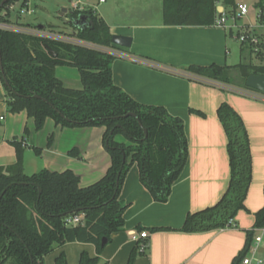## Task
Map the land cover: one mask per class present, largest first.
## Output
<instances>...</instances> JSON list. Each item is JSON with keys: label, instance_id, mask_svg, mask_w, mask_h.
I'll use <instances>...</instances> for the list:
<instances>
[{"label": "trees", "instance_id": "trees-1", "mask_svg": "<svg viewBox=\"0 0 264 264\" xmlns=\"http://www.w3.org/2000/svg\"><path fill=\"white\" fill-rule=\"evenodd\" d=\"M18 1L7 0L0 7L1 21L13 22L8 13L2 14V11L8 12ZM220 1L226 12H235L236 0ZM263 3L264 0H258L256 7ZM162 14L164 23L169 25L211 26L219 13L215 0H162ZM81 15L87 16L92 24L79 26ZM64 18L70 20L65 24L71 26L72 31L59 33L74 35L102 47L115 46L111 44L108 25L92 9H70ZM18 22L39 28L29 22ZM39 29L46 30L43 25ZM45 45L56 55H50ZM241 52L245 54L243 61L231 66L192 65L185 71H177L149 64L179 74L190 73L195 80L220 83L230 90L239 92L242 89L264 96V92L248 87H231L233 70H237L244 82L250 74H264V66L255 62L250 51L241 47ZM0 56V78L8 112L25 111L33 118L36 130L43 127L46 118L61 127H102V143L110 158L101 178L80 186L79 177L68 169L61 172L41 169L25 174L23 154L27 129L21 140H12L16 159L12 164L0 166V264H44V256L68 242L91 243L100 252L111 235L124 227L125 205L118 195L134 163L138 166L140 181L153 199L157 202L168 199L171 186L187 158L183 121L170 115L164 107L135 101L116 86L111 76L116 54L50 37L0 29ZM126 57L139 62L136 57ZM57 66L76 68L80 87H67L56 76ZM216 113L227 136L228 186L217 203L186 215L180 229L183 232L236 228L235 215L245 209L244 200L251 179L247 132L242 119L228 103L222 102ZM118 136H123L127 142L117 140ZM34 151L40 154V149L35 147ZM69 154L79 157L76 149ZM79 214H83L82 223L76 226L67 223L68 218ZM263 225L264 206L255 213L253 228L246 231V244L231 264H242L256 230ZM103 238L106 243L101 245ZM137 255L138 247L132 250L126 264H133ZM99 262V257H89L86 252L79 256V264ZM54 264H67L65 255L60 253Z\"/></svg>", "mask_w": 264, "mask_h": 264}, {"label": "crops", "instance_id": "crops-1", "mask_svg": "<svg viewBox=\"0 0 264 264\" xmlns=\"http://www.w3.org/2000/svg\"><path fill=\"white\" fill-rule=\"evenodd\" d=\"M127 1L128 8L123 11L127 21L112 18L118 15L115 0L109 8L97 11L95 4L106 6L107 0H85L84 6L95 8L108 25L110 35L131 38L128 48L112 47L122 54L112 61V81L135 101L164 107L170 115L182 119L186 162L165 202L153 199L140 181L137 164H132L118 195L125 205L123 229L113 233L100 252L91 243L68 242L54 248L44 256L43 262L54 264L55 258L63 253L67 264H79L80 254L86 252L89 257H99L98 264H126L132 250L138 247L133 264H231L246 244V231L253 228L255 213L264 206V99L238 90H223L193 79L190 73L179 74L150 65L152 62L177 71H185L192 65L231 66L235 65L230 60L234 47L229 42L231 37L220 26L165 24L162 0H159L158 16L151 20L147 18L151 10L135 9L133 0ZM257 2L236 0V4L248 5V17L252 19ZM217 6H223L220 0ZM236 49L239 55L243 53L239 44ZM127 55L138 58L139 62ZM55 72L65 84L79 82L74 67L57 66ZM222 102L238 113L248 136L251 179L245 209L235 215L236 228L183 232L180 229L186 215L217 203L228 186L227 136L216 113ZM25 128L28 133L24 138L23 172L27 175L41 169L58 172L68 169L79 177L80 186H87L101 178L110 164L102 143V127H61L46 118L43 127L36 130L33 118L25 111L8 112L0 78V166L14 163L16 156L11 141L21 140ZM117 140L127 142L123 136ZM35 147L40 149V154L34 151ZM72 149L77 150L79 157L69 154ZM144 231L147 236L140 237ZM141 244L146 245L145 250L139 249ZM259 250L264 252V240Z\"/></svg>", "mask_w": 264, "mask_h": 264}, {"label": "built area", "instance_id": "built-area-1", "mask_svg": "<svg viewBox=\"0 0 264 264\" xmlns=\"http://www.w3.org/2000/svg\"><path fill=\"white\" fill-rule=\"evenodd\" d=\"M85 0H70V6L69 8L72 10L76 9H83L81 7V4L84 3ZM103 0H100L102 2ZM216 3L219 2V0H215ZM17 3H19L20 8L17 11V16L13 19V22H6L0 20V29L1 30H9V31H15V32H24V33H30L33 35L38 36H45L50 37L53 39H58L66 42L75 43L78 45L90 47L99 49L102 51H108L116 54L117 56L122 55L121 53L115 51L112 47H102L98 46L83 40H80L76 38L74 35H66L59 32H51L47 30H42L37 27H27L22 24H19L18 21H20L21 15H30L35 12V6L37 3V0H19ZM236 10L234 13L229 14L226 12L223 8V6H217L218 16L215 19V24L217 26H220L225 29V31L228 33V35L239 43L240 47L246 49L247 51H250L252 54V57L254 58L255 62L261 66H264V3L260 7H256V13L254 15V24H251L250 22L241 24L240 26H237L238 19H241L242 17H245L248 15L249 7L246 3H237L236 4ZM10 9L13 8L11 5L9 7ZM220 8V10H218ZM236 27L237 31L236 33H233V28ZM207 82V81H206ZM212 85H215L220 88H227L225 85H222L220 83L216 82H208ZM239 93L246 94L253 96L255 98H262L264 99V96L250 91H244L240 90ZM83 222V214H79L73 217H70L67 219V223L71 224L73 226H76ZM253 241L251 245L248 248L247 255L242 260V264H252V262L260 263V259H258L255 255L259 251V248L261 247L263 243L264 238V225L256 230ZM147 233L144 231L140 233V237H146ZM146 247L145 244L140 245V250L142 251Z\"/></svg>", "mask_w": 264, "mask_h": 264}, {"label": "rangeland", "instance_id": "rangeland-1", "mask_svg": "<svg viewBox=\"0 0 264 264\" xmlns=\"http://www.w3.org/2000/svg\"><path fill=\"white\" fill-rule=\"evenodd\" d=\"M114 0H107L106 6L105 4H95V6H97L99 10L100 8H106V7H110L113 5ZM125 0H115V2H117V8H118V15H115V17L113 16L112 18H114V20L117 21H127L129 20L124 14L123 11L125 9L128 8V1L126 0V2H124ZM249 4L253 3L254 0H246ZM90 2V1H89ZM134 2V8L135 9H145L148 8V10L152 11L151 16H147V18L149 20H151L152 18H156L158 15V11H159V0H133ZM85 3L81 4L82 8H90L93 10V12L95 14H97L95 12V8L92 7H85L84 6ZM126 5V6H125ZM147 5V6H146ZM13 8L8 10V12L6 10L2 11V14H7L9 15V17L11 19H14L17 16V11L20 8L19 3H15L12 5ZM70 3L69 0H37L36 6H35V12L33 14L30 15H21L20 16V21L21 22H29L32 24H41L43 26H45L46 30H52L55 32H63V33H71L72 31V27L65 24L66 19L64 18V15L66 14V12L68 10H70L69 8ZM67 7V11L65 13H62V16H60V12L61 9ZM249 15V13H248ZM245 16L242 17L241 19H238L237 21V26H240L241 24H245L246 22H250L251 24H254V19ZM237 28L234 27L233 28V33H236ZM230 44L234 47V50L231 54V62H233L232 64H238L239 62L243 61V58L245 56L244 53L239 55L238 50L236 49V46L239 44L238 42H236L235 40H233L232 38L230 39ZM65 68V67H64ZM58 75V74H57ZM230 81L232 83L231 87H246L244 86L245 82L243 81V79L241 78L240 74L237 72V70H233L231 72V77H230ZM75 81H71L69 83H66L65 85L67 87H72V88H79L80 87V83H74ZM258 234V232L256 233ZM264 240V238H263ZM258 259H260V263H256V262H252V264H264V252H262L261 250H259L257 252V254L255 255Z\"/></svg>", "mask_w": 264, "mask_h": 264}, {"label": "water", "instance_id": "water-1", "mask_svg": "<svg viewBox=\"0 0 264 264\" xmlns=\"http://www.w3.org/2000/svg\"><path fill=\"white\" fill-rule=\"evenodd\" d=\"M7 0H2L1 3H0V7L6 2ZM70 2V1H69ZM67 11V8L64 7L61 9V12H60V16H62V13H65ZM68 12V11H67ZM66 12V13H67ZM66 21H70L69 19H66ZM74 24L75 21L73 22ZM79 26H87L89 24H92V21L89 20L87 18V16L85 15H81L79 17V22H78ZM39 28L42 27V25H38ZM110 41H111V44L115 45V46H118V47H130L131 45V38L130 37H127V36H123V35H117V34H111V37H110ZM45 48L47 49L48 53L52 56H55V52L52 51L47 45H45ZM0 69H2L1 67V56H0ZM7 85L8 83L5 82ZM245 86L248 87V88H251V89H255V90H258L260 92H264V74H250L246 77L245 79ZM35 97H38L36 95H34ZM130 115H133L135 116V114L133 113H128ZM143 132H144V135L146 136L147 134V131L146 129L144 128L143 129ZM39 192H40V189H38ZM106 243V239L103 238L101 240V245H104Z\"/></svg>", "mask_w": 264, "mask_h": 264}]
</instances>
